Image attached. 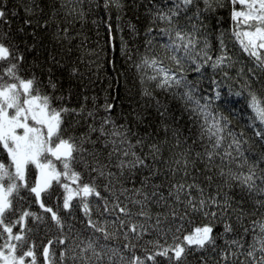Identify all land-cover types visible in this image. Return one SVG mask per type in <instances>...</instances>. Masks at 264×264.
Returning <instances> with one entry per match:
<instances>
[{"label": "snow or ice", "instance_id": "1", "mask_svg": "<svg viewBox=\"0 0 264 264\" xmlns=\"http://www.w3.org/2000/svg\"><path fill=\"white\" fill-rule=\"evenodd\" d=\"M57 4L59 0L52 5L57 11L64 8L63 4L59 7ZM227 5H231L233 39L256 67L264 70V0H227V4L225 0H157L153 4L152 22L167 25L158 31L167 37L168 42L163 47L171 53L170 59L175 62L176 70L165 67L164 62L155 57L144 58L137 65L138 68L146 65L155 69L156 74L149 79L156 82L157 88L185 89L180 97L185 110L202 118L199 131L193 136H184L179 118L147 89L141 95L155 102L159 116V127L156 128L149 122L147 107L129 105L127 112L122 110L118 116L114 115V109L118 107V88L112 89L111 98L106 96L103 105H97L95 97L83 95L78 107L67 106L63 102L71 93L68 97L55 95L58 84L52 79V69H48L47 85L35 75L21 76L25 54L10 41L0 39V153L4 154L0 156V264H38V245L32 238L29 219L38 224L50 222L49 230L54 226L59 232L55 239H49L43 245L40 253L43 264H66L71 253L75 255L70 258L79 260L80 264H93V261L100 264L105 256L108 264H161L158 258H163L167 264H186L191 253L217 251V240L221 237L214 234V221L237 209L233 208V195L228 192L221 195L219 187L215 194L205 192L193 175L201 165L206 181L213 180L206 173L215 167L219 176L225 178L223 184L228 189H240L236 203L237 218L241 223L246 215L244 205L249 199L256 210L264 209V152L256 158L259 163L254 162L247 174L240 171L247 164L241 151L246 140L235 137L228 145V149H235L236 156L231 150L221 153L225 139L221 121L227 123V120L210 112L207 101L215 100L221 104L231 101L219 92L214 97L197 98L196 84L187 80L183 66L185 61H190L194 65L192 70L200 72L209 62L215 70L230 60L224 51L223 33L220 35L222 54L215 60L209 54L213 31L209 21L218 25L217 11ZM109 7L123 11L124 0H105V8ZM35 8L43 12L40 4H35ZM5 19L6 12L0 10V21ZM181 20L185 23L181 24ZM25 23L30 25L31 21ZM130 29L135 33V25L130 24ZM148 31L151 33L152 28ZM121 52L128 56L126 45ZM52 61L53 64L60 63L55 57ZM110 64L115 72V61ZM78 74L79 69L73 67L71 75ZM113 83H118L116 77H113ZM48 88L51 92L46 91ZM249 96V107L254 111L255 119L264 125V97L252 92ZM202 99L206 101L203 104ZM101 111L103 115H100ZM70 116L75 117L77 126L85 127L81 135L69 134L67 122ZM161 132L164 139H159ZM228 135L232 136V133ZM239 135L243 136V133ZM254 135L264 141V127L255 130ZM190 140L192 146H189ZM169 145L172 150L165 160V147ZM194 146L201 150L197 151ZM217 157L221 163L225 160L236 163L238 170L234 172L229 168L225 172L224 167L216 164ZM156 165H165L166 171L162 173ZM33 174L35 178L30 182L29 177ZM177 174L181 176L180 180L167 185L163 180L157 183L162 175L167 178ZM54 185L62 190L58 195ZM25 190L34 197L41 212L31 211L30 205L24 206L26 197L21 196V192ZM53 195L56 202L47 203ZM256 196L262 198L255 199ZM153 205L168 211L153 216ZM77 210L83 214L80 221L83 231L90 235L81 239L82 232H77L79 243L70 249L65 229L68 233L75 229V223L70 221L76 220ZM189 213L202 214L209 222L190 227L193 222L188 218ZM256 223L253 221L251 229L244 227L238 238L225 240V245L245 249L246 237L256 231ZM232 232V225L225 223L224 233ZM114 240H120L121 246L113 247L108 243ZM253 240L246 251L247 262L264 264V223L259 224V235ZM55 245L64 247L57 253ZM234 256L236 252L231 247L220 250L223 264H229Z\"/></svg>", "mask_w": 264, "mask_h": 264}, {"label": "trees", "instance_id": "2", "mask_svg": "<svg viewBox=\"0 0 264 264\" xmlns=\"http://www.w3.org/2000/svg\"><path fill=\"white\" fill-rule=\"evenodd\" d=\"M156 2L157 0H124V9L121 11L116 7L105 8V0H59V4H63L64 8L57 11L56 8L52 7L53 4L57 3V0H0V10L6 12V19L0 21V39H6V42L10 41L25 54V60L21 64V76L35 75L44 85H47L48 69L51 68L52 79L58 84L55 95L63 94L68 97L71 93L70 98L63 102L67 106L78 107L82 103L83 95L95 97L96 104L103 105L106 96L111 98L109 93L112 92V89L118 88V107L114 109V115L118 116L122 110L127 112L129 105L147 107L148 113H150L149 122L152 123L153 128H156L159 127V116L156 112L155 102L141 95L142 91L147 89L153 93L157 100L166 104L172 114L179 118V126L183 129L184 136H193L199 131L202 118L193 116L185 110L184 101L180 98L185 89L175 87L170 90L159 89L156 87V82L149 79L156 74L155 69L146 65L137 67L141 64L142 59L155 57L162 60L165 67L173 71L176 70L175 62L170 59L171 53L163 47L168 42L167 37L162 36L158 31L159 28H165L167 25L158 21L152 22V13L155 11L153 4ZM225 3L227 4V0ZM35 4H40L43 12L36 9ZM27 9H32V11L29 12ZM230 9L231 5L218 9L217 18L220 20L218 25L215 21H209L213 27L210 34L211 51L209 54L213 60L222 54L220 35L223 33L224 51L230 60L226 61L223 67L215 70L209 66L211 63L209 62V65H205L200 72L192 70L194 65H191L190 61H185L183 66L187 80L196 84L195 95L197 98L214 97L216 92H219L222 97L231 101L223 104L215 100L207 101L209 103L208 110L214 115H222L227 120V123L221 121L225 135L221 153L225 150H231L233 156H236L237 153L234 148L228 149L232 139L239 137L241 140L247 141L241 147V151L247 158V164L243 169H240L247 174L249 167L254 162L259 163L256 158L264 152V141H260L254 135V131L264 127V125L255 119V113L249 107L250 92L264 97V70L256 67L253 60L241 51L239 44L233 39ZM191 14L189 13V15ZM28 20L31 21L30 25L25 23ZM180 23L184 24L185 21L181 20ZM130 24L135 25V33L131 31ZM149 28H152L151 33L148 31ZM65 29L67 32L64 31ZM125 45L129 50L128 56L121 52ZM193 54L195 55V53ZM52 57H55L60 63L58 65L53 64ZM112 60L115 61V72L110 64ZM73 67L79 69V74L76 76L71 75ZM113 77L117 78L118 83H113ZM46 91L51 92V89L48 88ZM205 102V100H201L202 104ZM88 107L91 108L92 104L89 103ZM100 115H103L102 111ZM74 121L75 117L70 116L68 118V132L79 136L86 129L77 126ZM143 127L142 125V130ZM229 132L232 133V136L228 135ZM240 133H243V136H240ZM159 139H164L163 132L159 134ZM168 139H172L170 135ZM204 144L207 145L208 141L205 140ZM189 146H192L191 140ZM194 147L197 151L201 150L199 146ZM171 150V145L165 147V160L169 158ZM175 151L179 153L180 149H175ZM2 155L4 154L0 153V156ZM216 164L224 167L225 172L229 168L234 172L238 170L236 163L229 162V160L221 163L219 157L216 158ZM156 167L160 168L162 173L166 171L165 165H156ZM202 169V165L198 166L193 175L205 188V192L215 194L218 187L221 195L228 192L233 195V208L237 211H230L226 217L214 221V234L221 237L217 240V251L208 250L191 253L187 257L186 264H223L220 258V250L229 247L236 252V256L231 258L229 264H240L241 261L248 264L246 259L248 244L254 243L253 237L259 235V224L264 223V209L256 210L251 199H249L244 205L246 215L241 223L237 218L236 203L239 200L240 189L238 187L228 189L223 184L225 178L219 176V170L215 167L212 172L206 173L212 176L213 180L211 182L206 181ZM256 171L259 174V168ZM34 178V174L30 175V182ZM180 179L179 174L167 178L162 175L157 183L163 180L164 184L167 185L169 182ZM188 182H192L190 178ZM257 184H260L259 180H257ZM54 190L57 195L62 191L55 185ZM21 196L26 197L23 202L25 207L30 205L31 211L41 212L34 197L26 190L21 192ZM261 198L260 196L255 197V199ZM46 202L55 203L56 196L53 195ZM213 210L216 211V209ZM167 211V208L152 206L153 216ZM179 211L182 213L183 209L180 208ZM248 212L255 214L247 215ZM75 216L76 220L70 221L76 225L73 232L68 233L67 228L65 229V233L68 235V248L70 249L75 248L76 244L79 243L76 238L77 232H82L81 239L90 235V232L83 231V225L80 223L83 219L82 212L77 210ZM188 218L193 222L190 227L209 222L202 214L189 213ZM253 221L257 222L256 231L250 232L246 237L245 249L239 250L234 246L225 245V240L238 238L244 227L251 229ZM49 223L38 224L31 219L28 222V226L33 229L32 238L38 245V264H43V257L40 255L43 245L49 239H55L59 235L54 226L49 230ZM225 223L232 225V233H224ZM108 243L113 247H119L122 244L120 240ZM54 247L59 253L64 246L55 245ZM76 252H79L78 248H76ZM242 252L244 254H241ZM71 255H75V253H71ZM259 255L260 253L257 252V256ZM70 256L66 260V264H80L79 260L73 261ZM158 260L161 261V264H167L163 258H158ZM100 264H108L106 256Z\"/></svg>", "mask_w": 264, "mask_h": 264}]
</instances>
